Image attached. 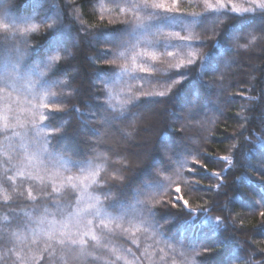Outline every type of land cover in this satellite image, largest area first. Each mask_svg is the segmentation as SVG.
I'll return each instance as SVG.
<instances>
[{"label":"snow or ice","instance_id":"1","mask_svg":"<svg viewBox=\"0 0 264 264\" xmlns=\"http://www.w3.org/2000/svg\"><path fill=\"white\" fill-rule=\"evenodd\" d=\"M89 2L73 6L76 19H82L80 8ZM91 3L93 15L101 10L100 21L109 5L113 18L108 23L118 21L120 26L79 30L90 37L87 43L95 53L90 65L104 67L93 68L96 103L69 107L75 90L62 64L71 57L76 39L74 29L63 23L58 3L26 0L30 13L14 16L7 0H0V264H210L203 253L233 243L231 237L217 239L228 231L227 218L212 219L211 208L204 205L193 210L177 181L201 192L212 190L201 188L202 180L219 179V190L225 187V172L208 175L205 158L189 147L193 138L177 132L190 131L194 124L205 130L215 124L205 112L211 86L192 88L189 102L168 113L169 123L157 140L159 144L167 136L169 141L161 148V163L152 162L153 153L127 148L114 152L103 145L125 121L129 123L119 141L135 139L137 121L155 114L157 105L169 104L193 78L202 81L217 73L222 78L223 56L249 49L257 42V28L264 32V0ZM209 27L216 37L211 44L204 39ZM41 28L43 37L29 47ZM204 48L208 51L202 52ZM164 57L169 58L167 69L161 71L155 65ZM216 87L217 106L210 110L219 115V106L234 100H220L224 86ZM201 115L205 118L198 119ZM69 136L76 138V146L68 142ZM190 156L191 164L199 167L188 166ZM133 157L142 167L129 179L124 173ZM256 157L259 169L252 170L264 178V141L258 140L245 159ZM219 159L233 163L229 156ZM185 167L190 176L184 175ZM145 170L147 175L141 176ZM243 188L255 192L264 189V183L244 174L237 177L220 211H228L234 201L249 215L259 211L261 220L253 225V233L264 237V210H259L264 209V196L250 203ZM169 205L176 212L168 210ZM229 255L225 264H232L239 252Z\"/></svg>","mask_w":264,"mask_h":264},{"label":"trees","instance_id":"2","mask_svg":"<svg viewBox=\"0 0 264 264\" xmlns=\"http://www.w3.org/2000/svg\"><path fill=\"white\" fill-rule=\"evenodd\" d=\"M51 3V0H49ZM60 9L63 12V23L69 26L72 31V36L76 39L75 47L71 48V57L63 62L62 70L66 68L72 77L71 88L75 90V94L70 98L71 105H83L85 103L95 104L96 101L92 99L94 95L99 93L96 89L92 88L91 77L94 67H104V65H90V57L95 53L90 48L87 40L90 37L84 36L79 30L81 27L87 28L88 31H95L102 27L120 26L117 21L115 24L108 23L110 17L107 9L110 8L106 5L104 11L105 19L100 21L99 13L101 10L96 9L97 15L92 14V3L85 7L80 8L82 19H76L73 12L74 5H81L83 0H56ZM7 9L12 15L28 14L31 9L26 4V0H7ZM45 7H48L46 4ZM200 11V8L196 9ZM115 15V14H113ZM219 30V29H218ZM247 31V30H246ZM45 33V28H41L40 32L36 34L29 43L31 47L36 41H39ZM257 35V42L247 50H240L237 54L235 51L223 56L220 72L223 73L221 78L220 74L208 75L202 81H196L193 78L191 84L186 85L185 88L172 100L169 104L157 105L155 107V114H144L136 123L134 136L135 139L126 142L119 141V133L127 129L128 121L123 124L116 125V134L113 139L109 140L103 147L111 148L114 152H123L126 148L132 152L142 154L153 153L152 162L154 164L161 163V148L166 146L168 137L164 136L158 144V137L164 132L166 125L169 123L168 113L171 112L175 106L178 109L180 106L189 102L190 90L195 87H202L210 85L213 95L207 97L204 101L209 105L205 108L207 118L209 120L215 119V124H209L207 130L200 128L198 125H193L190 131L184 133L177 132L178 135L192 137L193 141H188L189 147L197 149L205 158L202 162L208 164V175L212 172H225L224 185L225 187L217 190L216 184L220 183L219 179L202 180L200 187L204 189H212L211 191L192 192L184 186L180 181L181 193L189 200L190 207L197 210L199 205L211 208L208 213L212 219L217 216L226 217L225 223L228 226V231L223 233L217 239L223 241L225 237H231L233 243L228 247H216L211 253H203L202 255L210 257V264H225V261L231 259L230 253L233 250L239 252V257L232 259V264H264V237L254 235L253 225L257 224L261 217L259 211L255 215H249L243 208L239 206V201H234L229 206V210L221 212L222 208L232 196L233 184L237 177L242 174L250 176V178L257 182V184L264 183V178H261L258 171H253V168L259 169L258 157L246 160L245 156L249 150L253 149L258 140L264 141V32L257 28L254 33ZM207 43L211 44L216 37L211 36V27L209 32L204 36ZM202 52L208 51V48L201 49ZM169 58L164 57L162 62H159L155 67L161 71L167 69V61ZM215 82V83H213ZM223 84V96L219 97L220 100L231 98L233 103L225 106L220 105V113L217 114L210 110L215 107L218 97L216 92L219 89L216 87L218 84ZM139 84V82H137ZM209 89L205 88L207 92ZM254 99L249 101L248 97ZM119 97H116L118 101ZM84 110V109H82ZM188 109L185 108V111ZM241 116L247 118V121L240 119ZM205 116L201 115L198 119H204ZM76 126V120L73 118L72 127ZM89 127H92L91 125ZM243 132V136L239 134ZM231 138V139H230ZM69 143L74 146L78 144L76 138L73 136L67 137ZM233 144L236 145L233 148ZM135 145V147H129ZM83 151V148H80ZM222 156H229L233 158V163L229 164L226 161L220 160ZM141 160L146 159V156L141 155ZM189 167H199V165H192V157H188ZM250 163L251 168L243 166ZM137 165V167H135ZM243 166V167H242ZM142 167L136 158H130L129 171L124 173V176L129 179L133 178V174ZM203 172V169H200ZM185 176H190L188 167L184 170ZM170 174V173H169ZM147 175V170L141 176ZM193 185L195 181H191ZM173 190L175 185L172 186ZM240 191L245 195L250 203H255L261 196H264V189H257L255 192H250L249 189L243 188ZM173 194L175 195L174 191ZM166 200L168 197H160ZM216 207H213V205ZM159 211L163 212L165 209L160 208ZM168 210L176 212V209H171L170 205ZM264 210V209H259ZM123 264V261L119 262Z\"/></svg>","mask_w":264,"mask_h":264},{"label":"rangeland","instance_id":"3","mask_svg":"<svg viewBox=\"0 0 264 264\" xmlns=\"http://www.w3.org/2000/svg\"><path fill=\"white\" fill-rule=\"evenodd\" d=\"M235 2L239 3V2H240V0H235ZM135 167H137V165H135Z\"/></svg>","mask_w":264,"mask_h":264}]
</instances>
